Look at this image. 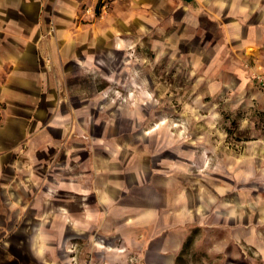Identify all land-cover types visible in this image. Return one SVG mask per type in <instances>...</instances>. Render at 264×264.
I'll use <instances>...</instances> for the list:
<instances>
[{
	"label": "crops",
	"instance_id": "0c3cea01",
	"mask_svg": "<svg viewBox=\"0 0 264 264\" xmlns=\"http://www.w3.org/2000/svg\"><path fill=\"white\" fill-rule=\"evenodd\" d=\"M139 4L141 39L155 35L156 46L187 56L212 81L253 89L264 107V89L250 77L264 72V0ZM110 5L101 19L96 0H0V264H182L197 216H207L198 196L180 189V176L153 174L147 145L130 143L127 116L106 121L94 105L99 96L84 95V74L93 85L108 65L101 56L133 43L127 0ZM163 156L155 154L156 165ZM253 210V223L235 224L239 236H226L223 247L264 250V207ZM94 231L89 259L84 244ZM261 255L251 261L264 263Z\"/></svg>",
	"mask_w": 264,
	"mask_h": 264
},
{
	"label": "rangeland",
	"instance_id": "374dc122",
	"mask_svg": "<svg viewBox=\"0 0 264 264\" xmlns=\"http://www.w3.org/2000/svg\"><path fill=\"white\" fill-rule=\"evenodd\" d=\"M96 2L99 18L111 14V0ZM140 9L139 0H127V36L133 43L109 57L101 56L108 65L94 72L93 85L91 74H84V95L99 96L94 105L106 121L114 115L127 116L130 143L137 145L133 148L147 145L153 174L180 176V189L194 193L196 205L205 206L207 216H197V227L183 245L182 264H257L251 258L262 260L264 250L242 242L223 247V240L237 238L235 224L251 225L256 217L253 209L264 207V107L252 97L253 89L238 90L235 80L225 85L219 79L212 81L205 70L189 65L187 56L156 46L155 35L141 39L136 23ZM142 131L149 134L142 136ZM84 132L85 146L94 156V137ZM157 148L164 155L158 165ZM168 153L179 158L172 161ZM236 207L243 208V215L231 213ZM219 211L228 212V217ZM223 225L228 231L222 230ZM258 227L264 235V220ZM97 236L94 231L84 244L89 259L87 250Z\"/></svg>",
	"mask_w": 264,
	"mask_h": 264
},
{
	"label": "built area",
	"instance_id": "2783aa9c",
	"mask_svg": "<svg viewBox=\"0 0 264 264\" xmlns=\"http://www.w3.org/2000/svg\"><path fill=\"white\" fill-rule=\"evenodd\" d=\"M251 81L255 83L259 88L264 89V72H255L251 76ZM1 117V111H0Z\"/></svg>",
	"mask_w": 264,
	"mask_h": 264
}]
</instances>
